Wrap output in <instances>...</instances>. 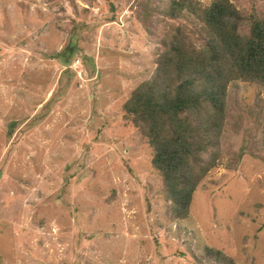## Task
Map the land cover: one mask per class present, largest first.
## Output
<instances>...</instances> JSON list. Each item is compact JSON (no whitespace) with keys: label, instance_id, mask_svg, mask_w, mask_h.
I'll return each instance as SVG.
<instances>
[{"label":"rangeland","instance_id":"1","mask_svg":"<svg viewBox=\"0 0 264 264\" xmlns=\"http://www.w3.org/2000/svg\"><path fill=\"white\" fill-rule=\"evenodd\" d=\"M208 5L211 0H199ZM169 0H0V264H264V87L228 86L213 169L170 221L124 117ZM264 18V0H230Z\"/></svg>","mask_w":264,"mask_h":264},{"label":"trees","instance_id":"2","mask_svg":"<svg viewBox=\"0 0 264 264\" xmlns=\"http://www.w3.org/2000/svg\"><path fill=\"white\" fill-rule=\"evenodd\" d=\"M162 15L167 21L188 15L194 25L170 24L158 41L150 76L122 110L151 150L149 164L162 180L169 220L180 221L215 167L228 86L264 87V18L242 13L230 0H169ZM202 258L235 264L207 246Z\"/></svg>","mask_w":264,"mask_h":264}]
</instances>
